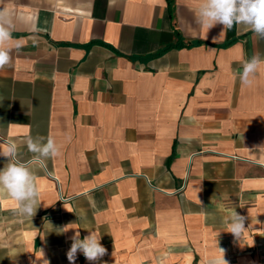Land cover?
I'll return each mask as SVG.
<instances>
[{"label": "crops", "instance_id": "0c3cea01", "mask_svg": "<svg viewBox=\"0 0 264 264\" xmlns=\"http://www.w3.org/2000/svg\"><path fill=\"white\" fill-rule=\"evenodd\" d=\"M199 4L0 0L13 25L0 141L17 144L40 203L25 218L0 195V264H69L76 231L102 237L104 264H264V65L251 87L239 78L264 38L202 26ZM29 135L60 155L34 158Z\"/></svg>", "mask_w": 264, "mask_h": 264}, {"label": "clouds", "instance_id": "9594fccd", "mask_svg": "<svg viewBox=\"0 0 264 264\" xmlns=\"http://www.w3.org/2000/svg\"><path fill=\"white\" fill-rule=\"evenodd\" d=\"M196 16L198 22L208 29L217 24L223 25V31L244 25L257 36L264 38V0H200ZM12 30L11 17L5 10L0 9V69L11 62V50L5 45L13 39ZM261 65H264V59L259 55H253L243 63V71L239 74L243 86L253 85ZM26 146L29 152L35 154L36 159L55 158L60 155V146L51 135L47 138L43 136L33 138L29 135L26 138ZM0 157L6 159L4 167L0 169V195H6L17 202L18 216L32 218L40 205L36 176L29 167L18 162V146L15 142L0 141ZM79 219L85 218L81 216ZM245 219L246 217L234 210L227 218L226 232L240 240L247 231ZM69 225L71 224L58 231L64 233L73 229ZM101 238L95 231H89V234L81 239L80 232L76 231L69 237L71 245L66 253L69 264H75L78 252L82 253L90 264H104L102 258L107 254V249L102 245ZM220 251L223 253L222 249ZM44 264H48V261L45 260ZM218 264H227V261L222 256Z\"/></svg>", "mask_w": 264, "mask_h": 264}, {"label": "trees", "instance_id": "16d2710c", "mask_svg": "<svg viewBox=\"0 0 264 264\" xmlns=\"http://www.w3.org/2000/svg\"><path fill=\"white\" fill-rule=\"evenodd\" d=\"M172 46H173V45H168V46L163 47V48L159 51V53L165 51L166 49H168V48H170V47H172Z\"/></svg>", "mask_w": 264, "mask_h": 264}]
</instances>
